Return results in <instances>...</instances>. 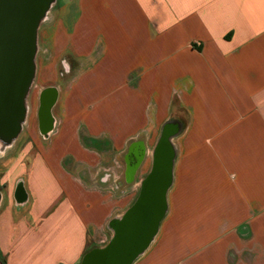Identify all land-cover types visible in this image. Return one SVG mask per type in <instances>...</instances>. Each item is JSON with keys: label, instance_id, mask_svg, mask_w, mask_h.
Returning a JSON list of instances; mask_svg holds the SVG:
<instances>
[{"label": "crops", "instance_id": "0c3cea01", "mask_svg": "<svg viewBox=\"0 0 264 264\" xmlns=\"http://www.w3.org/2000/svg\"><path fill=\"white\" fill-rule=\"evenodd\" d=\"M58 3L38 30L28 102L40 125L39 102L53 90V123L19 157L46 165L38 175L53 198L29 184L32 171L16 184L0 172L10 182L0 214L5 206L13 223L39 225L12 236L0 221L1 264H79L107 246L165 134L166 213L133 264H264V0ZM134 145L142 155L129 172Z\"/></svg>", "mask_w": 264, "mask_h": 264}, {"label": "water", "instance_id": "95a60500", "mask_svg": "<svg viewBox=\"0 0 264 264\" xmlns=\"http://www.w3.org/2000/svg\"><path fill=\"white\" fill-rule=\"evenodd\" d=\"M54 2L0 0V141L7 145L19 137L28 114L27 98L36 76L38 30ZM47 103V97H41L39 115L41 110L43 114L50 112L53 103ZM172 154L162 139L154 169L136 204L113 223L110 243L90 251L81 264H133L148 248L166 213Z\"/></svg>", "mask_w": 264, "mask_h": 264}, {"label": "rangeland", "instance_id": "374dc122", "mask_svg": "<svg viewBox=\"0 0 264 264\" xmlns=\"http://www.w3.org/2000/svg\"><path fill=\"white\" fill-rule=\"evenodd\" d=\"M67 0H60V3H58V7H62L63 6V3H65ZM49 22H45L43 26H48ZM44 49L41 48V52H43ZM47 54V53H46ZM47 56V55H45ZM64 80V79H63ZM66 81H69L68 79L67 80H64V82ZM38 80L33 82L32 86L30 87V91H29V95H28V98H27V104L29 102V104H32V99L34 97V94L37 93L38 91ZM40 106H41V101L39 102V105H38V110L40 109ZM37 110V112H38ZM36 112V113H37ZM36 122H37V126H36ZM38 119L35 120V118H33V114H32V109L30 108V105L28 107V114L26 116V119H25V122L23 124V129L21 131V134L19 135V139H18V144H16L13 148H8V149H3L1 151L0 149V172H7V171H10V172H13L11 173V181L12 180H15L14 184L17 183V181H19L18 179H20L19 177L15 178L14 179V175H16L17 173L19 174H25L26 173H29L31 174V171L34 173H32L29 178V184L33 187H39L41 186L42 190L44 188H48V193H49V196L51 197V199L53 198V187L55 188V186H53L52 184V181L50 182L46 176H39L38 175V172L40 173L41 171V168L43 170V172H45L46 170V165L42 162L39 161V163H37V166L35 167V170H32L31 168L33 167V165L31 164L32 163V160H29L27 162H24L23 164V161H22V156H21V159H19L20 157V153L22 151V147H24V143H26V152H27V155L30 154V155H33V151H35L37 148L36 147H33L34 146V138L38 141H41L42 138H40V132H39V125H38ZM32 137V138H30ZM45 140V139H44ZM47 141V140H45ZM33 145V146H32ZM42 145V144H41ZM41 149L43 148V146H39ZM39 148V149H40ZM48 149V148H47ZM7 153H10L11 156L9 158H7L4 154H7ZM5 156V157H4ZM8 156V155H7ZM29 156V155H28ZM16 159H15V158ZM31 169V170H30ZM18 174V175H19ZM16 177V176H15ZM2 183V184H1ZM8 183H10L8 180H4L2 182V179L0 177V189H3L6 185H8ZM45 184V185H44ZM17 186V185H16ZM6 191V190H5ZM6 207H2V212L0 214V221L2 222H5V221H9L8 222V225H9V228L10 230L12 231V236L15 235L17 232L19 233V235L23 232H30V231H33V230H38V227L39 225H35L34 222L31 220V218L29 217L28 219L24 220L23 218L20 220V221H16L13 223V216L11 218H9V214L7 212H5V209ZM8 218V220H7ZM15 220V219H14ZM0 239L2 237V233H6V230H3V226L1 225V228H0ZM2 244H0V249L2 248L1 246ZM92 248H90L88 250L91 251ZM87 252V253H88ZM86 253V254H87ZM85 256V255H84ZM83 256V257H84ZM82 257V259H83ZM4 256L1 254V251H0V264L3 263V259ZM82 261V260H81ZM81 261L79 264H81Z\"/></svg>", "mask_w": 264, "mask_h": 264}, {"label": "flooded vegetation", "instance_id": "af4514ba", "mask_svg": "<svg viewBox=\"0 0 264 264\" xmlns=\"http://www.w3.org/2000/svg\"><path fill=\"white\" fill-rule=\"evenodd\" d=\"M43 93H45V94H42V95H43L42 98L47 97V100H48V103H47V104H49V103H50V104L54 103L55 92H54L53 90H46V91H44ZM48 109H49V108H48ZM42 111H43V110H41L40 117H39V119H40V125H39V126L42 127L41 131L43 130L42 132H44V131L50 129V127L52 126V123H53V119H52L51 114H50L49 111H48L47 114H43ZM167 131L171 132L172 129H169V130H167ZM167 131H166V133H167ZM162 139H165V140H166V134L163 136ZM16 141H17V139L14 140L10 145H7V144H5L4 142H1V141H0V149H1V151H2L3 149L13 148V147L15 146V144H16ZM166 141H167V140H166ZM160 143H161V142H160ZM159 146H160V144H158V148H159ZM169 146H170V144H169ZM158 148L156 149V152H157ZM170 148H171V150H172V152H173V154H174L173 148H172L171 146H170ZM164 150H165V147H164ZM166 151H167V149H166ZM166 151H164V153H165ZM130 152H131V153H129V155H128L127 164H128V170H129V172H132V170H133L134 167L136 166V163H138L139 159L141 158V155H142V149L139 147V145H134V146H132ZM173 154H172V155H173ZM148 177H149V175H148V176L145 178V180L143 181V184H142L141 190H140V192H139V195H138V197H137V200H138V198H139V196H140V194H141V191H142L143 185H144V183L146 182V180H147ZM18 193L21 194V188L18 190ZM137 200H136V202H137ZM136 202H135V204H136ZM135 204H134V205H135ZM134 205H133V206H134ZM133 206H132V207H133Z\"/></svg>", "mask_w": 264, "mask_h": 264}, {"label": "trees", "instance_id": "16d2710c", "mask_svg": "<svg viewBox=\"0 0 264 264\" xmlns=\"http://www.w3.org/2000/svg\"><path fill=\"white\" fill-rule=\"evenodd\" d=\"M89 252H90V251H89ZM89 252H88V253H89ZM88 253H87V254H88ZM87 254H86V255H87Z\"/></svg>", "mask_w": 264, "mask_h": 264}]
</instances>
